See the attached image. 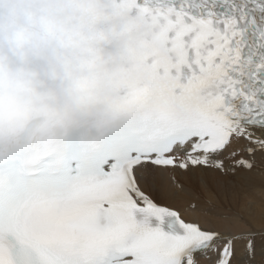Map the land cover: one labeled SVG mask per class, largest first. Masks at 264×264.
Masks as SVG:
<instances>
[{"label": "snow or ice", "instance_id": "1", "mask_svg": "<svg viewBox=\"0 0 264 264\" xmlns=\"http://www.w3.org/2000/svg\"><path fill=\"white\" fill-rule=\"evenodd\" d=\"M0 264H264V0H0Z\"/></svg>", "mask_w": 264, "mask_h": 264}, {"label": "bare ground", "instance_id": "2", "mask_svg": "<svg viewBox=\"0 0 264 264\" xmlns=\"http://www.w3.org/2000/svg\"><path fill=\"white\" fill-rule=\"evenodd\" d=\"M191 187L196 188L200 194L198 195L200 203L206 204L216 210L234 209L242 202L243 193L240 192L236 195L226 194L224 190L217 184L211 177H206V186H202L198 181H192Z\"/></svg>", "mask_w": 264, "mask_h": 264}, {"label": "rangeland", "instance_id": "3", "mask_svg": "<svg viewBox=\"0 0 264 264\" xmlns=\"http://www.w3.org/2000/svg\"><path fill=\"white\" fill-rule=\"evenodd\" d=\"M194 190H195V192L197 193V194H200V192H198V190H196V188H193Z\"/></svg>", "mask_w": 264, "mask_h": 264}]
</instances>
